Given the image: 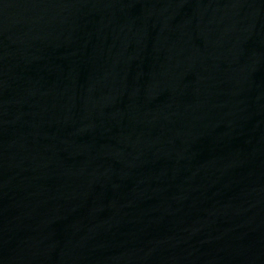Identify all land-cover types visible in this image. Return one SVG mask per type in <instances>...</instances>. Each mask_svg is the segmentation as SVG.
Masks as SVG:
<instances>
[{"label":"water","instance_id":"1","mask_svg":"<svg viewBox=\"0 0 264 264\" xmlns=\"http://www.w3.org/2000/svg\"><path fill=\"white\" fill-rule=\"evenodd\" d=\"M0 264H264V0H0Z\"/></svg>","mask_w":264,"mask_h":264}]
</instances>
